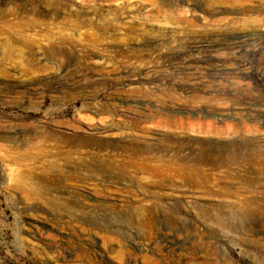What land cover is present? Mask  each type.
<instances>
[{
    "label": "rangeland",
    "instance_id": "rangeland-1",
    "mask_svg": "<svg viewBox=\"0 0 264 264\" xmlns=\"http://www.w3.org/2000/svg\"><path fill=\"white\" fill-rule=\"evenodd\" d=\"M0 264H264V0H0Z\"/></svg>",
    "mask_w": 264,
    "mask_h": 264
},
{
    "label": "bare ground",
    "instance_id": "bare-ground-1",
    "mask_svg": "<svg viewBox=\"0 0 264 264\" xmlns=\"http://www.w3.org/2000/svg\"><path fill=\"white\" fill-rule=\"evenodd\" d=\"M226 39V38H225ZM212 40V39H211ZM225 41V40H224ZM222 42V41H221ZM224 43H226V44H221L220 42H214L212 45H214V46H224V45H227V42L225 41ZM225 48V47H224ZM214 49V48H213ZM217 49V48H216ZM99 55V54H98ZM93 58L94 59H99V60H101V56H93ZM139 120V119H138ZM78 132V131H77ZM105 134H107V133H105ZM95 135H101L100 133H95ZM42 137V139L44 140V139H46V141H47V139H50V138H52V135L50 134V135H47V136H41ZM130 139V138H129ZM45 141V142H46ZM131 141H132V139H131ZM145 142V141H144ZM141 143V144H144V145H146V143ZM125 143V141L124 140H119V141H116V144H119V145H123ZM81 144H82V142H81ZM59 145V144H58ZM82 148V147H81ZM123 151H130V153L134 156V155H137V156H143L144 154H146V152H147V150L145 149V148H143V147H141V148H138V147H123V149H122ZM71 150H68L65 154H59L58 152L57 153H55L54 154V158H55V160L52 162V165L54 166L55 164H56V162H57V157H61V159H62V161H65V162H68V161H70L71 162V154L73 153V152H70ZM81 152L80 151H78V156H76V159H74V161H73V164H74V168L77 170V169H80V168H82V166H83V159H82V157H81ZM59 157V158H60ZM151 166V165H150ZM178 168V167H177ZM145 171H146V169H144ZM23 182V181H22ZM25 186V184L23 183V187ZM27 186V185H26ZM28 188H32V187H30L29 186V184H28ZM27 190H30V189H27ZM30 191H33V190H30ZM34 194H37V192L36 191H34L33 192ZM45 231V230H44ZM50 231V230H49ZM32 233V232H31ZM43 243V242H42ZM65 251V250H64ZM62 253V252H61ZM65 255V254H64Z\"/></svg>",
    "mask_w": 264,
    "mask_h": 264
}]
</instances>
